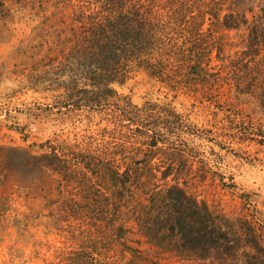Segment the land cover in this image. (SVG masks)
Here are the masks:
<instances>
[{
  "label": "rangeland",
  "instance_id": "1",
  "mask_svg": "<svg viewBox=\"0 0 264 264\" xmlns=\"http://www.w3.org/2000/svg\"><path fill=\"white\" fill-rule=\"evenodd\" d=\"M108 2L0 0V264H264V0H126L156 34L136 56L160 67L133 61L115 94L76 52ZM131 160L147 192L176 175L229 218L230 251L144 234L133 189L104 177Z\"/></svg>",
  "mask_w": 264,
  "mask_h": 264
},
{
  "label": "trees",
  "instance_id": "2",
  "mask_svg": "<svg viewBox=\"0 0 264 264\" xmlns=\"http://www.w3.org/2000/svg\"><path fill=\"white\" fill-rule=\"evenodd\" d=\"M110 1L122 5L109 10L100 22L88 29L84 36L86 47L76 52L85 56L89 86H99L98 91L115 94L117 91L112 87L113 84L123 83L133 61L147 63L155 73L156 67L160 65L159 61L153 63L136 56L139 47L149 45L152 38L156 37L155 33H151L154 27L150 16L135 7H127L126 0ZM196 61L197 58L192 62L195 66ZM159 75L163 79L167 77L164 70ZM94 92L97 93V90ZM174 115L176 113L171 112L169 116L172 118ZM133 131H138V135L149 140L151 138L147 145L158 140L150 135L149 130L145 131L139 126ZM131 161L133 163L125 162L123 169L109 166L104 177L111 186L133 189L131 195L133 197L135 193L138 199L135 212L144 234L152 238L161 237L163 243L176 240L182 251L199 258L220 257L230 251L234 243L229 235L234 230L229 218L216 214L206 202L181 186L176 181V175L172 178L175 182L168 184L165 189L147 192L146 188L152 184L150 176L154 174L137 164V161ZM170 171L162 172L164 180L169 178ZM117 228H124L123 223Z\"/></svg>",
  "mask_w": 264,
  "mask_h": 264
}]
</instances>
